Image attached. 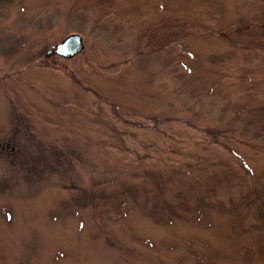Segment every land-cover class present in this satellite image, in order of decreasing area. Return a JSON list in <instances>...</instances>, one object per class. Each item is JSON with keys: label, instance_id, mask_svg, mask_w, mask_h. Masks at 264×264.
Listing matches in <instances>:
<instances>
[{"label": "rangeland", "instance_id": "374dc122", "mask_svg": "<svg viewBox=\"0 0 264 264\" xmlns=\"http://www.w3.org/2000/svg\"><path fill=\"white\" fill-rule=\"evenodd\" d=\"M263 8L264 0H0V264H264L252 219L242 229L232 213L207 208L197 220L159 223L130 188L177 165L232 169L249 187L239 154L264 208V134L220 109L244 96L241 68L264 61V40L248 34ZM164 14L186 24L169 46L189 54L188 71L216 79L213 94L198 100L176 88L153 45L126 26ZM71 33L82 36L79 53L47 54ZM249 74L248 84L264 75ZM115 186L126 200L118 214L77 201Z\"/></svg>", "mask_w": 264, "mask_h": 264}, {"label": "trees", "instance_id": "16d2710c", "mask_svg": "<svg viewBox=\"0 0 264 264\" xmlns=\"http://www.w3.org/2000/svg\"><path fill=\"white\" fill-rule=\"evenodd\" d=\"M254 21L259 27L248 31L250 38L264 40V8L254 17ZM119 25L122 23L120 22ZM185 25L184 22L164 14L153 25L142 21L126 26L137 29L135 37L139 42L143 37L146 38L144 46L153 45L149 51H155L157 58L168 67L169 72L177 81L176 88L200 100L202 96L214 93L213 86L216 85V79L210 78L203 72L188 71L182 62L183 58L189 57V54L183 51L175 52L169 46L172 40L180 38ZM158 26L163 31L159 33L161 39L159 42H152ZM244 27V25L240 26L239 29ZM241 32L238 33L239 36ZM163 49L164 52H162ZM137 52L144 54L141 49ZM256 68L264 74V61ZM256 68L250 69L246 66L241 68L242 73L239 77L245 89L244 96L232 105H221L220 109L230 108L237 118H243L251 124L256 133L264 134V96L259 95L260 91H264V75L262 79L251 84H248L247 80L250 75L249 71L255 72ZM217 95L218 99L228 97L224 92ZM234 157L243 175L250 179L249 187L237 178L238 173L232 169L227 170L224 175H219L214 171L191 173L187 167L177 165L169 169L148 171L130 188L139 207L159 223L171 222L174 217L197 220L207 208H217L232 213L234 225L242 229H244L243 221L248 218L252 219L251 229L258 242V255L264 262V208L255 186L257 176L241 155L235 154ZM255 190L256 193H254ZM82 200L92 201L94 208L101 215L109 212L118 214L126 205L124 190L117 186L108 190L98 188L91 192H83L77 201L79 203Z\"/></svg>", "mask_w": 264, "mask_h": 264}, {"label": "water", "instance_id": "95a60500", "mask_svg": "<svg viewBox=\"0 0 264 264\" xmlns=\"http://www.w3.org/2000/svg\"><path fill=\"white\" fill-rule=\"evenodd\" d=\"M84 48L82 36L77 33L67 35L54 48L47 50V54L58 53L64 57H73Z\"/></svg>", "mask_w": 264, "mask_h": 264}]
</instances>
